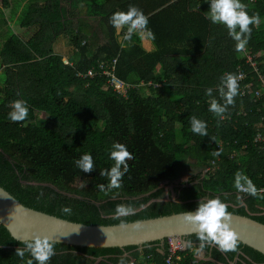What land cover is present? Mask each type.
Wrapping results in <instances>:
<instances>
[{
  "label": "trees",
  "instance_id": "trees-1",
  "mask_svg": "<svg viewBox=\"0 0 264 264\" xmlns=\"http://www.w3.org/2000/svg\"><path fill=\"white\" fill-rule=\"evenodd\" d=\"M2 2V22L10 35L0 48L1 187L29 208L88 225L120 224L114 218L117 204L135 207V215L121 218L128 223L195 211L202 198L217 196L230 213L264 223V199L240 195L233 187L234 174L241 171L258 189L264 188V152L254 142L264 117V98L255 101L238 94L219 125L220 118L208 110L210 99L220 100L224 74H236L240 67L249 79L258 78L244 54L235 51L236 41L226 26L207 18L209 3L37 0L25 4L13 22V0ZM242 3L250 15L259 14V24L250 26L246 52L254 56L264 75V0ZM129 5L149 18L152 35L148 31L146 35L154 50L147 51L138 35L124 44L118 40L109 17L127 11ZM10 22L16 26L14 33ZM62 36L71 37L75 49L69 64L53 50ZM114 59L117 77L136 85L126 96L115 92L99 71L102 61ZM93 70L95 77L89 75ZM208 88L213 89L212 97L205 94ZM17 99L29 107L23 122L8 119L11 102ZM193 115L207 123L209 136L190 130ZM114 142L124 143L134 159L128 161L123 187L105 195L96 186L107 183L100 170L113 165ZM214 150L221 154L213 156ZM84 153L94 158L90 173L74 163ZM186 173L188 179L174 188L176 200H166L167 184ZM237 195L242 201H237ZM64 206L72 208L70 215L61 212ZM185 240L199 247L196 235ZM169 241L109 249L56 244L53 257L75 256L82 264H118L127 254L132 264H166ZM19 247L22 243L0 225V264H26L30 257L16 256ZM204 250L209 258L198 264H264V254L240 242L237 251L221 252L216 245ZM180 253L186 256L184 264L195 260L194 250Z\"/></svg>",
  "mask_w": 264,
  "mask_h": 264
},
{
  "label": "clouds",
  "instance_id": "clouds-1",
  "mask_svg": "<svg viewBox=\"0 0 264 264\" xmlns=\"http://www.w3.org/2000/svg\"><path fill=\"white\" fill-rule=\"evenodd\" d=\"M247 5L242 3V0H210V7L207 12V18L213 24H223L228 29V35L236 41L235 51L244 54L247 44L251 39V25L259 24V14L250 15L247 11ZM109 23L117 29L126 28L124 40L131 42L134 35L143 37L148 31L149 18L145 13L135 5H129L127 11H116L109 17ZM149 35H152L148 31ZM239 77L234 73H226L221 77L219 86L220 100L212 98L209 101V111L216 117L219 125L220 120L227 113L229 106H234L235 97L239 94ZM142 83V82H141ZM144 83V82H143ZM148 91L147 87H143ZM212 97L213 89L208 88L205 93ZM222 101V102H221ZM11 111L8 113V119L12 122H23L28 118L29 107L24 100H14L11 102ZM190 130L200 136H209L207 123L196 116H191ZM212 141H216V137L211 136ZM221 151L214 150L213 156H219ZM110 159L114 161L110 168L100 170V176L107 179V183L97 185L99 191L105 195L112 192L114 189L123 187V177L129 171V163L134 159V155L129 151L128 147L121 142H114L111 145ZM76 168L82 172L90 173L95 169L94 158L91 153H84L74 161ZM233 187L237 193H245L258 199H264V189H258L253 180L241 171L234 174ZM42 195V194H41ZM172 195H170L171 197ZM169 197V198H170ZM177 198V195H176ZM174 200V198L172 197ZM237 201H242V197L237 195ZM169 200V199H166ZM61 212L70 215L72 208L64 206ZM136 209L133 205L117 204L114 218L120 220L122 228L127 227V222L122 217L135 215ZM180 219L183 224L188 226L190 234H195L199 239V247L197 252H202L206 247L216 245L221 252L237 251L239 244V234L232 227V214L228 211V205L223 202L220 197L211 199H201L195 211L184 212ZM134 227L139 228L141 225L137 223ZM13 239H20L23 247L16 249V256L23 260L26 256V264H49L51 258L55 255V245L57 240L51 236L40 233H33L31 237L20 238L14 236ZM185 246L192 248V241H185ZM192 250V249H191ZM195 255V253H194ZM208 255V253H207ZM186 257V256H185ZM190 264H198L199 260L208 259L198 258L194 256ZM234 263V262H232ZM118 264H132L127 259V254L122 255ZM184 264V263H183Z\"/></svg>",
  "mask_w": 264,
  "mask_h": 264
},
{
  "label": "water",
  "instance_id": "water-1",
  "mask_svg": "<svg viewBox=\"0 0 264 264\" xmlns=\"http://www.w3.org/2000/svg\"><path fill=\"white\" fill-rule=\"evenodd\" d=\"M176 200V197L174 198ZM182 213L128 222L117 225H88L69 221L23 205L0 186V225L14 236L25 238L33 233L46 234L57 244L80 248H126L165 240H183L190 234L180 219ZM232 214V227L241 244L264 254V223L251 217ZM139 223L141 227L134 225ZM21 242L20 239H15Z\"/></svg>",
  "mask_w": 264,
  "mask_h": 264
},
{
  "label": "built area",
  "instance_id": "built-area-1",
  "mask_svg": "<svg viewBox=\"0 0 264 264\" xmlns=\"http://www.w3.org/2000/svg\"><path fill=\"white\" fill-rule=\"evenodd\" d=\"M206 3L210 4V0H205ZM146 33V32H145ZM244 56L246 57L247 63L252 68L253 72L257 75V79L251 78L250 74L242 70L240 67L236 70V75L239 77V96H252L255 101H258L264 98V75L261 73L259 69L258 63L254 60V56L249 55L248 52L245 51ZM65 64H69V62H65ZM116 65L117 59H114L111 62L102 61L100 63V72L107 76L108 78V85L114 89L115 92L126 96L128 89L131 87H136V85H130L122 80H120L116 75ZM96 71H91L90 76L95 77ZM87 77V76H85ZM248 80V81H247ZM152 84V83H149ZM142 87H147L145 83H140ZM239 114H246L244 112H240ZM254 142L259 147V149L264 152V117L262 118L261 122L257 126V133L254 136ZM264 189V188H261ZM240 195H247L245 193H239ZM184 248L180 243L173 242L170 247V254L166 259V264H183V259L185 255H182L180 252L185 251ZM149 264H156L155 262Z\"/></svg>",
  "mask_w": 264,
  "mask_h": 264
},
{
  "label": "rangeland",
  "instance_id": "rangeland-1",
  "mask_svg": "<svg viewBox=\"0 0 264 264\" xmlns=\"http://www.w3.org/2000/svg\"><path fill=\"white\" fill-rule=\"evenodd\" d=\"M29 1H37V0H13V22L22 14L23 10H24V6L25 4L29 3ZM39 1H43V0H39ZM63 5H68L66 3H64ZM3 9H4V5L2 0H0V48L2 47V44L5 42V40L9 37L10 33H9V29H8V25L3 23L2 21L5 19L4 15H3ZM8 16V15H7ZM95 21L92 20V23H94ZM15 24L11 23L9 24V28L11 30V32L14 33V29H15ZM126 32V28H122L121 30L117 31V35H118V40L121 43H125L126 41L124 40V34ZM142 39V43L144 44V47L147 51H152L153 49H155V45L152 42V40H150L148 38V36L146 35V33H144L143 37H141ZM150 40V41H149ZM152 43V44H150ZM53 50L55 53H57L58 55H61L63 57L64 62H69V58L71 56H73L75 49L74 46L71 43V37L69 36H62L59 37L54 43H53ZM1 72V70H0ZM0 79H2L1 75H0ZM3 87V82L0 80V89ZM145 93H148V91H145ZM190 173H186L185 175H183L181 178H179L178 180L174 181L173 184H167V190H168V195H167V199H172L176 197V193L174 192V188H176L177 186H179L182 181H185L188 179ZM172 193V196L170 197V194ZM170 197V198H169ZM185 239L183 240H170L169 244L171 247V244L173 242L175 243H180L184 248H187L185 246ZM170 251V249H169ZM199 255L203 254L202 252L198 253ZM168 257V256H167ZM166 257V259H167ZM204 256H198V258H202ZM205 258V257H204Z\"/></svg>",
  "mask_w": 264,
  "mask_h": 264
},
{
  "label": "flooded vegetation",
  "instance_id": "flooded-vegetation-1",
  "mask_svg": "<svg viewBox=\"0 0 264 264\" xmlns=\"http://www.w3.org/2000/svg\"><path fill=\"white\" fill-rule=\"evenodd\" d=\"M167 199V198H166ZM75 255H77V253H75ZM204 256H207L206 254ZM30 257V256H28ZM67 260H69L70 262H74V264H82V263H78L75 256H63V257H52L49 264H58V263H65L67 262ZM35 264V262H34Z\"/></svg>",
  "mask_w": 264,
  "mask_h": 264
},
{
  "label": "crops",
  "instance_id": "crops-1",
  "mask_svg": "<svg viewBox=\"0 0 264 264\" xmlns=\"http://www.w3.org/2000/svg\"><path fill=\"white\" fill-rule=\"evenodd\" d=\"M149 41H150V40H149ZM150 44H152V43H150ZM153 50H154V49H153ZM162 245H164V244H162ZM197 248H198V247H197L196 244H192V248H191V249L194 250L196 256H204L205 254L207 255V251H206V250H203V251H202L203 254L199 255V254H198L199 252H197ZM204 257H207V256H204ZM204 257H202V258H204Z\"/></svg>",
  "mask_w": 264,
  "mask_h": 264
}]
</instances>
